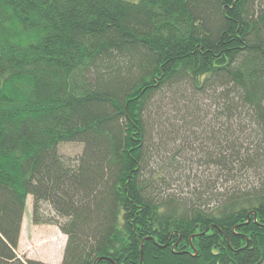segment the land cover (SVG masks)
<instances>
[{
    "label": "trees",
    "instance_id": "trees-1",
    "mask_svg": "<svg viewBox=\"0 0 264 264\" xmlns=\"http://www.w3.org/2000/svg\"><path fill=\"white\" fill-rule=\"evenodd\" d=\"M28 195L57 264H264V0H0V264Z\"/></svg>",
    "mask_w": 264,
    "mask_h": 264
},
{
    "label": "rangeland",
    "instance_id": "rangeland-1",
    "mask_svg": "<svg viewBox=\"0 0 264 264\" xmlns=\"http://www.w3.org/2000/svg\"><path fill=\"white\" fill-rule=\"evenodd\" d=\"M82 146L81 142L66 141L59 144L58 150L65 156L77 158ZM31 208L32 198L28 195L16 252L22 259L35 258L57 264L61 261L66 236L55 224L34 223ZM43 209L46 213L51 212L46 204H43Z\"/></svg>",
    "mask_w": 264,
    "mask_h": 264
}]
</instances>
